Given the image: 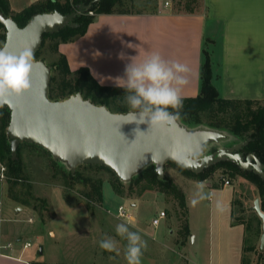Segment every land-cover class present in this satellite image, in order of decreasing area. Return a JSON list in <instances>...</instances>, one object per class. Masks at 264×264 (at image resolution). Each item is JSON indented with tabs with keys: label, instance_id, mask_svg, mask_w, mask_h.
<instances>
[{
	"label": "crops",
	"instance_id": "0c3cea01",
	"mask_svg": "<svg viewBox=\"0 0 264 264\" xmlns=\"http://www.w3.org/2000/svg\"><path fill=\"white\" fill-rule=\"evenodd\" d=\"M36 1L39 0L28 5ZM8 3L14 12L28 6L15 9L10 0ZM58 51L65 55L71 70L87 67L99 84L108 86H118L116 78L124 77L131 58L141 63L152 53H159L165 60L189 66V82L181 89L182 97L199 93L205 51L210 59L211 82L220 97L264 100V0H200L198 7L188 10L175 8V0H164L147 11L98 14L83 35L60 43ZM46 199L54 215L30 234L28 227L18 225L23 221L22 214L29 216L28 207L9 198L5 182L0 181V264H109L105 251L101 255L97 253L101 256L97 263L89 255L84 257L89 254L86 240L91 243L96 240L92 209L84 201L75 203L72 194L71 203L67 202L58 185L48 188ZM137 200H129L130 205L135 207ZM130 211L132 220L121 218V222L139 232L145 241L144 226ZM235 223L231 220L232 225ZM96 232L102 234L99 226ZM30 238H35L40 246L38 256L28 252ZM113 238L119 240L117 260H125L123 240L119 236ZM188 238L174 242L173 238L162 235L160 244L164 248H159L163 251H159L154 239L145 241L142 264H196L185 257L188 249L191 255L201 259L194 255L195 249L188 247ZM45 241L49 245L47 256H43ZM26 243L29 245L25 247ZM166 248H174L180 254L176 253L174 260H170L163 255ZM114 255L111 253L110 258ZM203 259L211 264L212 254L208 252Z\"/></svg>",
	"mask_w": 264,
	"mask_h": 264
},
{
	"label": "water",
	"instance_id": "95a60500",
	"mask_svg": "<svg viewBox=\"0 0 264 264\" xmlns=\"http://www.w3.org/2000/svg\"><path fill=\"white\" fill-rule=\"evenodd\" d=\"M97 0L80 5L77 10L62 14L57 10L33 14L23 26L10 16L0 13L4 38L0 47L7 45L12 54L39 48L42 35L54 33L65 25L77 26L73 19L88 10ZM50 67L35 59L30 73L31 88L22 96L7 97L8 103H0V109L9 110L5 133L10 139L11 157H16L21 142L39 145L52 157L64 164L71 173L83 164L103 165L122 182H128L148 164H153L159 177L164 175V165L177 164L171 153L186 149V170L199 173L217 161L227 158L242 169H252L264 176V164L253 153L243 157L238 151L247 141L231 146H219L207 152V144L224 141L222 132L207 127L187 128L177 121L173 128H148L146 124L124 123L127 112H113L104 105L84 99L75 92L63 99L48 97ZM137 129L139 131H137ZM251 210L261 220L259 248H264V212L255 198Z\"/></svg>",
	"mask_w": 264,
	"mask_h": 264
},
{
	"label": "rangeland",
	"instance_id": "374dc122",
	"mask_svg": "<svg viewBox=\"0 0 264 264\" xmlns=\"http://www.w3.org/2000/svg\"><path fill=\"white\" fill-rule=\"evenodd\" d=\"M31 1L33 0H10L11 5L15 9L23 8ZM121 1V5L115 7L128 12H140L150 10L158 1L162 3L164 0ZM199 4L200 0H175V8L179 10L196 8ZM1 44L2 41H0ZM50 44L51 40L47 38L44 45L40 48L39 58L50 67L51 75L56 76L53 62L57 55L50 49ZM221 143L223 141L209 143L207 144V148L211 146L217 147L222 145ZM19 155L24 166V172L30 183L28 191L31 197L46 198L48 188L51 185L63 186L65 184L63 170L67 167L57 160H52L51 155L39 145L21 142L19 144ZM79 172L83 177L102 180V201L100 205H95L89 201L92 209L93 236H95L96 240L93 243L86 240L88 244L85 242V247L89 251V254H85L84 257L89 255L94 258V262L96 263L99 261L100 255L103 252L99 248L98 242L106 235L117 237L115 226L122 223L121 218L119 219L115 216L118 206L133 210L139 223L144 226L145 234L147 235L145 241H152L154 239L153 243L158 246L159 251L162 250L159 247L162 246L164 248V245L160 244L162 235L163 238H173L174 242L178 241V239L183 238L186 240L188 238L189 235H182V225L186 221L190 230V237L187 240L188 247L195 249L194 255L196 254L201 257V259H197L187 249L185 257L194 263L207 264L204 263L203 257L208 255V252L212 254L211 264H242V258L244 259L243 264H262L264 261V255L259 254L261 220L258 221V218L253 212L248 211L249 209L247 211H242L241 209L242 206H244L243 209L252 206L253 200L257 198V190L252 182L240 175L232 177L228 171L222 168H215L207 179L199 180L196 176L180 170L177 166L166 163L164 165V176L171 178L183 193L185 199L184 213L179 208L176 199L170 194L160 192L155 188L147 189L141 194H138L136 192L137 188H135L129 194L127 191V183H125L122 187L124 190L123 196L130 201L138 198L136 206L132 207L129 200L121 199L114 192L110 182L115 181V176L111 171L103 167L80 166ZM222 177L229 180V185H223ZM200 181L204 182V192L208 194L209 198L199 200L198 203L193 205L192 200L194 198L198 199L196 196L197 182ZM67 186L70 187V193L72 195L77 194L78 197H80V191L89 190V184H85L80 180H76L70 184L68 183ZM15 188L16 193L26 189L25 186L19 184ZM139 196L141 197L139 198ZM232 199L236 201L232 206L234 219L230 217ZM36 205L39 206H34L33 208L32 203L30 206H27L29 216L27 217V215L22 214L23 221L18 222V225H21L22 228L28 227L30 234L34 232L33 230H35L36 226L38 227L39 225L41 227V224L45 225L50 218V213L47 211L41 212L40 215L41 205L39 203ZM160 210H164L166 216L157 226H153L151 219ZM254 213L256 214V212ZM231 220L236 223L232 225ZM97 226L101 228L102 234L97 235ZM123 242V247H125L126 241L123 240ZM218 243L220 244L219 248ZM252 245L255 248L251 252L249 248ZM42 246L44 247L43 256H47L48 242L45 241ZM28 252L35 254V256L40 254V246L37 245L35 238H30ZM97 253L101 254L99 255ZM111 253L115 254L113 258H110ZM111 253L105 251V257H108L109 264H126L124 259L117 260L118 257L115 252ZM176 253L180 254L174 248L172 250L166 248L163 255L171 260L175 258ZM180 260V263H182L183 258L181 256Z\"/></svg>",
	"mask_w": 264,
	"mask_h": 264
},
{
	"label": "trees",
	"instance_id": "16d2710c",
	"mask_svg": "<svg viewBox=\"0 0 264 264\" xmlns=\"http://www.w3.org/2000/svg\"><path fill=\"white\" fill-rule=\"evenodd\" d=\"M92 0H39L31 3L27 7L18 12L10 9L8 0H0V13L10 16L19 26H23L27 20L35 13L50 12L57 10L62 14H68L78 9L82 4L86 5ZM121 0H97L92 2L88 10L76 15L73 22L77 26H63L54 33H45L42 35L41 44L34 53L35 59L39 58L40 48L44 45L45 40H51L50 49L56 53L57 57L53 62V68L56 76L50 75L48 86V97L53 100L63 99L72 93L80 92L84 99L91 102L106 106L113 112L125 113L129 111L124 102L125 89L119 86H108L99 84L90 74L87 67H79L71 70L68 66L67 59L64 54L58 51V45L62 42H69L85 33L87 26L95 19L98 14L110 13H130L124 9L115 6L121 5ZM91 11L92 14L88 12ZM4 38V28L0 24V41ZM1 46V45H0ZM205 59L201 67V86L197 95L192 97H182L183 108L181 110V119L178 121L187 128L207 127L208 129L222 132L225 136L221 146H231L240 142L247 141L239 148V152L245 157L253 153L256 158L264 164V100L251 99H227L218 95V92L211 82V65L208 54L204 51ZM9 121V110L0 109V162L6 166V192L9 198L14 202L23 206L38 207L40 204L41 212H49L50 218L54 215L46 198L32 196L29 193L30 183L24 172V166L19 155V145L16 149V157L12 158L10 153V139L5 133L6 126ZM218 143V142H217ZM220 146V145H219ZM219 146H211L207 152L214 151ZM53 160V159H52ZM54 162V161H53ZM56 163V162H54ZM53 163V164H54ZM177 166L180 170L196 176L199 180L207 179L215 168H222L234 177L240 175L252 182L257 190V198L259 205L264 212V176L254 172L252 169H242L240 166L227 158L221 159L214 164L204 168L199 173H193L183 167L178 166L174 162H167ZM62 164V163H61ZM84 167H103V165L83 164ZM78 166L73 173L68 168L63 170V180L65 184L61 186L63 198L70 201V187L67 184L76 180L89 184V190L80 191V197L74 195V202L84 201L89 209L91 205L89 201L95 205H100L102 201V180L83 177L79 172ZM112 172V171H111ZM113 173V172H112ZM114 175V173H113ZM115 176V175H114ZM111 186L117 195L123 196L124 190L122 182L115 176V181H111ZM127 183V191L130 194L135 188L136 192L141 194L147 189L155 188L156 190L170 194L176 199L177 204L182 212L185 213V199L183 193L178 189L177 185L167 176L159 177L155 172L154 165L148 164L135 174ZM19 185L25 186L24 191L16 193L15 187ZM21 193V195H20ZM32 200V201H31ZM236 201H231V218L234 219L232 206ZM241 207L242 211L248 210L260 218L250 210V207ZM44 209V210H41ZM49 218V219H50ZM241 220V218H240ZM243 222V221H240ZM182 235L188 236L189 229L187 222L182 225ZM250 247L249 250H253ZM264 255V249L259 252ZM244 259L242 258V264ZM264 264V261L263 263Z\"/></svg>",
	"mask_w": 264,
	"mask_h": 264
},
{
	"label": "clouds",
	"instance_id": "9594fccd",
	"mask_svg": "<svg viewBox=\"0 0 264 264\" xmlns=\"http://www.w3.org/2000/svg\"><path fill=\"white\" fill-rule=\"evenodd\" d=\"M135 57L125 66L124 77H117V85L125 89L124 102L129 111L124 123L146 124L148 128H173L181 119L183 99L181 89L188 84L190 68L178 61L165 60L159 53H152L141 63ZM34 61L32 48L19 54L8 51L7 45L0 47V103H8L7 97L22 96L31 88L30 73ZM137 131H139L137 129ZM171 158L178 166H185L188 158L186 149H177ZM196 196L192 204L208 197L204 182H197ZM115 233L126 241L124 258L126 264H142L146 242L137 231L130 230L126 223L115 226ZM101 250L119 255L117 241L105 236L98 242Z\"/></svg>",
	"mask_w": 264,
	"mask_h": 264
},
{
	"label": "built area",
	"instance_id": "2783aa9c",
	"mask_svg": "<svg viewBox=\"0 0 264 264\" xmlns=\"http://www.w3.org/2000/svg\"><path fill=\"white\" fill-rule=\"evenodd\" d=\"M89 14H92V12L89 11ZM5 180H6V166H5L4 163L0 162V181L1 182H5ZM222 180H223V185H229V180L228 179H225V178L222 177ZM116 216L118 218H122V219H125V220H132V218H133L132 212L130 211V209H128L127 207H123V206H118L117 207ZM165 216H166L165 211L164 210H160L158 212V214L151 219V224L153 226H157L160 223V221ZM28 245H29V243H26L24 246L26 247Z\"/></svg>",
	"mask_w": 264,
	"mask_h": 264
}]
</instances>
